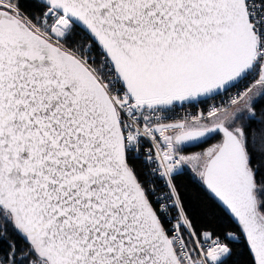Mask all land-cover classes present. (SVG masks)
Listing matches in <instances>:
<instances>
[{"label":"snow or ice","instance_id":"snow-or-ice-1","mask_svg":"<svg viewBox=\"0 0 264 264\" xmlns=\"http://www.w3.org/2000/svg\"><path fill=\"white\" fill-rule=\"evenodd\" d=\"M189 171L234 230L197 229ZM0 244V264H264V0H0Z\"/></svg>","mask_w":264,"mask_h":264},{"label":"trees","instance_id":"trees-1","mask_svg":"<svg viewBox=\"0 0 264 264\" xmlns=\"http://www.w3.org/2000/svg\"><path fill=\"white\" fill-rule=\"evenodd\" d=\"M213 140H210V142ZM192 176V173L189 171L180 182V185L181 191L184 194L186 200L188 213L192 217L197 229H203L210 226H219L228 227L230 230H234V226L228 225L223 220H220L218 225H210L209 221L211 220V217L206 218L201 214V205L205 201V197L201 195L199 200L193 198V192L197 190L198 186L193 182ZM4 250H6L5 246L0 244V252H3Z\"/></svg>","mask_w":264,"mask_h":264},{"label":"built area","instance_id":"built-area-1","mask_svg":"<svg viewBox=\"0 0 264 264\" xmlns=\"http://www.w3.org/2000/svg\"><path fill=\"white\" fill-rule=\"evenodd\" d=\"M234 94H235V92L232 93V95H234ZM227 101H228V97L225 96V97H222L221 99L216 100L214 103L219 105L222 102L227 103ZM207 109H208V106H204V105H201L198 108H187L183 111H178L175 114V116L173 117V119H180V118H183L184 116L197 115L200 112H203V114L206 115ZM157 136H158V134H157ZM149 149H151L153 152H155V148L152 147L151 140H145L144 141V151L147 152Z\"/></svg>","mask_w":264,"mask_h":264},{"label":"flooded vegetation","instance_id":"flooded-vegetation-1","mask_svg":"<svg viewBox=\"0 0 264 264\" xmlns=\"http://www.w3.org/2000/svg\"><path fill=\"white\" fill-rule=\"evenodd\" d=\"M210 140H213V139H210ZM210 140H209L208 143H206V144H202L200 147L193 148L192 151H198V150H200V149H204L207 145H209V143L211 144V143H213L214 141H218V138L214 139V140L211 141V142H210Z\"/></svg>","mask_w":264,"mask_h":264},{"label":"rangeland","instance_id":"rangeland-1","mask_svg":"<svg viewBox=\"0 0 264 264\" xmlns=\"http://www.w3.org/2000/svg\"><path fill=\"white\" fill-rule=\"evenodd\" d=\"M218 141H214L213 143H211V144H214V143H217ZM211 144H209V145H207L204 149H206L207 147H209V146H211ZM204 149H200V150H198V151H196V152H199V151H203ZM186 155L187 154H191V153H185ZM193 175V174H192Z\"/></svg>","mask_w":264,"mask_h":264}]
</instances>
